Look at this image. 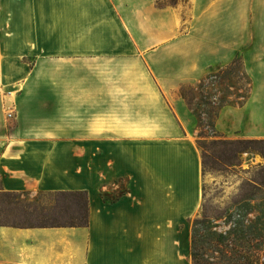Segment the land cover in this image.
Masks as SVG:
<instances>
[{
    "label": "crops",
    "instance_id": "1",
    "mask_svg": "<svg viewBox=\"0 0 264 264\" xmlns=\"http://www.w3.org/2000/svg\"><path fill=\"white\" fill-rule=\"evenodd\" d=\"M2 1L0 212L86 191L90 220L0 222V264H193L205 177L181 91L240 54L251 96L216 127L264 139V0Z\"/></svg>",
    "mask_w": 264,
    "mask_h": 264
},
{
    "label": "rangeland",
    "instance_id": "2",
    "mask_svg": "<svg viewBox=\"0 0 264 264\" xmlns=\"http://www.w3.org/2000/svg\"><path fill=\"white\" fill-rule=\"evenodd\" d=\"M174 1L161 0L162 3ZM2 2L10 6L15 0ZM225 83L224 80L217 81L208 90L224 91ZM195 110L203 112L204 103L196 104ZM225 138L254 139L240 135ZM221 150H218L219 153ZM224 154L229 155V162L210 156L204 172V204L199 218L193 220L192 251L196 245L195 252L214 264H246L245 259L250 256L259 257L254 258L258 260L255 264H264V157L258 152H244L237 159L229 151ZM250 193H255L254 200L242 199L244 194ZM54 198L48 193L40 198V202L46 203ZM37 204L22 194L3 196L2 220L14 224L42 223L41 212H36L34 208ZM60 220L64 221L63 218Z\"/></svg>",
    "mask_w": 264,
    "mask_h": 264
},
{
    "label": "trees",
    "instance_id": "3",
    "mask_svg": "<svg viewBox=\"0 0 264 264\" xmlns=\"http://www.w3.org/2000/svg\"><path fill=\"white\" fill-rule=\"evenodd\" d=\"M159 4L161 0H157ZM179 0H175L172 5H176ZM226 81V89L217 92L213 89L210 92L209 86L215 85L217 81ZM253 84L252 79L246 72L241 55H237L235 60L227 66L220 68L216 73H209L196 85H186L182 88V94L187 100L190 108L198 117L199 132L197 141L203 152V170H207L210 156L215 160L222 162H229V155L224 152H231L234 159L240 158L244 152H258L264 157V139H228L219 135L216 121L220 110L227 105L242 106L251 96ZM236 94V96H234ZM204 103V111L197 112L195 105ZM211 138V140H208ZM219 149H222L219 153ZM225 150V151H224ZM17 193H3V196H11ZM55 198L49 202H39L34 208L36 212H41L44 221L38 223L39 225H88L90 220L89 197L86 191L76 192H53L50 193ZM255 193L244 194L242 199L254 200ZM48 203V204H47ZM47 210V212H45ZM2 213L0 212V222L2 220ZM64 221H61L62 219ZM196 245L193 246L194 264H214L209 260L201 258L198 252H195ZM258 256H250L246 258V264H255ZM206 262V263H205Z\"/></svg>",
    "mask_w": 264,
    "mask_h": 264
},
{
    "label": "built area",
    "instance_id": "4",
    "mask_svg": "<svg viewBox=\"0 0 264 264\" xmlns=\"http://www.w3.org/2000/svg\"><path fill=\"white\" fill-rule=\"evenodd\" d=\"M9 115L11 116V115H12V113H9Z\"/></svg>",
    "mask_w": 264,
    "mask_h": 264
}]
</instances>
